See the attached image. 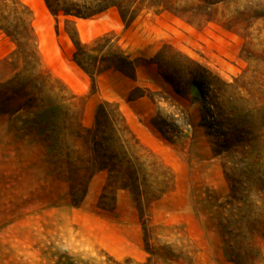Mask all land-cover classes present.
Masks as SVG:
<instances>
[{"label": "rangeland", "instance_id": "rangeland-1", "mask_svg": "<svg viewBox=\"0 0 264 264\" xmlns=\"http://www.w3.org/2000/svg\"><path fill=\"white\" fill-rule=\"evenodd\" d=\"M18 1L34 42L0 32V264H264V0Z\"/></svg>", "mask_w": 264, "mask_h": 264}, {"label": "trees", "instance_id": "trees-1", "mask_svg": "<svg viewBox=\"0 0 264 264\" xmlns=\"http://www.w3.org/2000/svg\"><path fill=\"white\" fill-rule=\"evenodd\" d=\"M79 1L83 3L82 6L72 0H44V3L47 11L54 17L88 18L113 8L124 19L123 5H129L125 13L133 14L135 10H131V7L137 6L140 2V0ZM0 32L12 39L16 47L30 46L34 42V34L29 24V12L18 0L0 1ZM19 39L23 42H19Z\"/></svg>", "mask_w": 264, "mask_h": 264}]
</instances>
